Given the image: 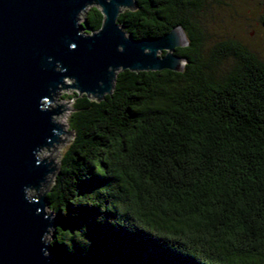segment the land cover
<instances>
[{
	"label": "trees",
	"instance_id": "trees-1",
	"mask_svg": "<svg viewBox=\"0 0 264 264\" xmlns=\"http://www.w3.org/2000/svg\"><path fill=\"white\" fill-rule=\"evenodd\" d=\"M219 1L133 0L118 16L134 41L180 27L181 73L116 71L100 100L58 90L72 139L34 191L58 264H264V63L233 39L203 53L198 18ZM81 16L83 35L101 29L97 4Z\"/></svg>",
	"mask_w": 264,
	"mask_h": 264
},
{
	"label": "water",
	"instance_id": "water-1",
	"mask_svg": "<svg viewBox=\"0 0 264 264\" xmlns=\"http://www.w3.org/2000/svg\"><path fill=\"white\" fill-rule=\"evenodd\" d=\"M93 4L103 24L85 36L79 21ZM133 7V0H0V264H58L46 239L54 226L46 201L31 192L55 171L39 154L60 140L54 95L64 81L100 100L116 71H183L185 60L174 55L187 45L182 29L134 41L117 24Z\"/></svg>",
	"mask_w": 264,
	"mask_h": 264
},
{
	"label": "rangeland",
	"instance_id": "rangeland-1",
	"mask_svg": "<svg viewBox=\"0 0 264 264\" xmlns=\"http://www.w3.org/2000/svg\"><path fill=\"white\" fill-rule=\"evenodd\" d=\"M219 2L221 4L213 2L207 3V7L205 6L207 10L205 15L198 18L204 27L206 36L203 53H209L217 43L233 39L238 41L264 63V29H256L257 31L254 35H250V32L256 28V22L264 15V4L261 6L258 5L264 3V0H255V2L249 3L246 8H243V5H237V0H220ZM87 9L88 7L85 11H87ZM261 9H263V12H260ZM82 19L83 17L81 16L80 21H82ZM232 64L233 61L227 59L220 67V71L224 72L231 67ZM64 85L66 88L61 90L60 96L76 91L71 88L73 85L72 81L66 79ZM54 105L57 107L58 111L56 123L62 128L63 133L59 136L61 140L59 145L43 149L39 154L40 159H50L52 161L51 163L56 167L55 171L47 177V184L45 186L47 189L52 186L54 174L59 166L61 153L72 139V134L68 133V117L72 112V103L62 101L58 98ZM31 195H34L33 191ZM45 213L49 214L47 208L45 209ZM46 239L47 242H49V234Z\"/></svg>",
	"mask_w": 264,
	"mask_h": 264
},
{
	"label": "flooded vegetation",
	"instance_id": "flooded-vegetation-1",
	"mask_svg": "<svg viewBox=\"0 0 264 264\" xmlns=\"http://www.w3.org/2000/svg\"><path fill=\"white\" fill-rule=\"evenodd\" d=\"M260 12H263V10L261 9ZM256 29H264V21L262 20V18L256 22V28L250 32L251 36L254 35V33L257 31Z\"/></svg>",
	"mask_w": 264,
	"mask_h": 264
}]
</instances>
